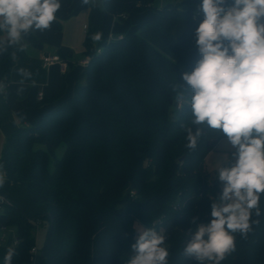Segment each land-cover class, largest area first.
<instances>
[{
  "label": "trees",
  "instance_id": "1",
  "mask_svg": "<svg viewBox=\"0 0 264 264\" xmlns=\"http://www.w3.org/2000/svg\"><path fill=\"white\" fill-rule=\"evenodd\" d=\"M71 2L61 0L60 9ZM152 2L83 3L81 7H91L88 26H96L100 39L92 47L91 32L85 37L89 61L76 76L71 96L36 124H21L5 138L0 170L6 186L19 188L37 209L29 218L9 198L1 206L0 225L11 229L4 242L7 250L14 249L11 264H31L33 231L41 219L47 232L33 264L43 259L48 264H126L138 238L134 224L166 237L162 246L169 251L168 264H199L183 255V249L188 231L213 219L212 200L220 203V183L207 173L204 159L227 137L201 125L197 147L187 148V129L195 131L196 126L190 108L174 99L173 85L177 81L187 87L181 74L190 73L200 58L194 36L204 18L197 12L200 0H170L159 9ZM93 8H98L95 20ZM148 10L153 16L137 31L102 39L103 12L123 21ZM180 21L187 25L183 40L173 33ZM60 27L55 19L49 28ZM21 39L37 44L31 31ZM12 46L7 33L0 32V83L8 82ZM63 92L62 84L48 101ZM259 207L261 215L253 210L250 219L258 223L251 224L247 235L233 234L235 249L220 264H264V193ZM193 217H198L195 224ZM12 235L16 245H11Z\"/></svg>",
  "mask_w": 264,
  "mask_h": 264
},
{
  "label": "clouds",
  "instance_id": "2",
  "mask_svg": "<svg viewBox=\"0 0 264 264\" xmlns=\"http://www.w3.org/2000/svg\"><path fill=\"white\" fill-rule=\"evenodd\" d=\"M88 3V0H84ZM61 0H0V32L7 43L22 35L44 30L56 19ZM203 20L195 29L200 58L194 69L181 74L187 87L177 83L175 102L188 106L195 131L187 129V145L195 149L204 125L224 134L236 151L217 160L218 179L223 183L219 204L212 200L208 224L189 230L183 255L199 264H220L235 249L234 233L247 235L253 210L259 217L260 194L264 193V0H200ZM99 40V35L93 37ZM235 159L230 167L222 166ZM3 178L0 177V184ZM198 217L192 218L196 223ZM138 233L126 264H168L166 237L153 228L134 224ZM14 249L5 256L11 264Z\"/></svg>",
  "mask_w": 264,
  "mask_h": 264
},
{
  "label": "crops",
  "instance_id": "3",
  "mask_svg": "<svg viewBox=\"0 0 264 264\" xmlns=\"http://www.w3.org/2000/svg\"><path fill=\"white\" fill-rule=\"evenodd\" d=\"M83 3L84 0H72L68 8L57 11L56 19L61 22L59 31L50 28L31 31L37 39V44L30 45L23 41L13 44V66L7 88L5 92L0 90V145H3L5 138L19 125L36 124L44 113L71 96L75 78L81 70L74 63L85 56L83 42L89 32H91L89 43L92 47L96 43L93 37L97 35V28L93 26L90 30L88 26L91 7L81 8ZM149 11L130 14L123 21H117L114 16L103 12L100 21L102 39L108 40L137 31L144 21L153 16L154 13ZM97 12L98 8H93L94 20ZM182 35L179 36L182 37L181 40L187 36V30ZM45 53L63 55L69 62L67 71L62 74L57 66L42 67L40 57ZM62 84L63 95L54 102L48 101L58 92ZM38 93H42L44 97L42 101L37 99ZM2 178L0 197L18 203L17 195H11L15 187L8 189L4 177ZM7 252L6 248L0 249V264H6Z\"/></svg>",
  "mask_w": 264,
  "mask_h": 264
},
{
  "label": "rangeland",
  "instance_id": "4",
  "mask_svg": "<svg viewBox=\"0 0 264 264\" xmlns=\"http://www.w3.org/2000/svg\"><path fill=\"white\" fill-rule=\"evenodd\" d=\"M170 0H153L152 2V7L154 9H159L161 6H163L165 3L169 2ZM83 8V7H81ZM80 8L78 7V10ZM152 12V10H150ZM149 11V12H150ZM59 20V19H57ZM60 21V20H59ZM187 30V25L185 22L180 21L178 22V24L176 25V27L174 28V35L178 38V39H182L184 32ZM182 37H179L181 36ZM185 36V35H184ZM185 38V37H184ZM22 42V39L20 40ZM216 146V147H215ZM2 148V145H0V150ZM61 147H58L56 149L55 155L57 157L60 156L61 154ZM236 151L235 148H233L231 146V144L229 143L228 139H223L220 140L218 142V144H215L213 149L207 154V156L204 159V168L207 171V173L210 174V176L216 178L218 181V176L219 173L218 171H215L216 167H219L218 164H216L215 166H213L212 164L215 163L217 160H221L224 155H228L229 157H231V153ZM232 163H235V159H231L229 163H223L222 166L224 167H230ZM50 168H51V164H49ZM0 177H3L2 175V171L0 170ZM220 183V192H222V188H223V183L219 181ZM11 195H17V197L19 198V200L17 199V204L25 211V213L28 215L29 218H33L34 216H36L37 214V209L34 206V204L30 201V199L25 196V194L17 187H15V189H13V191L11 192ZM20 201V202H19ZM3 208L1 207L2 211ZM8 230L10 231L11 229L8 228ZM46 232H47V223L46 220L41 219L40 222H38V226L35 227L34 231H33V246L36 249L37 255L40 254V251L42 249L45 237H46ZM4 242L0 240V249L5 250L4 247ZM34 262H32L33 264ZM41 264H46V260L43 259Z\"/></svg>",
  "mask_w": 264,
  "mask_h": 264
},
{
  "label": "built area",
  "instance_id": "5",
  "mask_svg": "<svg viewBox=\"0 0 264 264\" xmlns=\"http://www.w3.org/2000/svg\"><path fill=\"white\" fill-rule=\"evenodd\" d=\"M93 1H97V0H93ZM88 61H89V57L84 56L80 60L75 62L74 65L75 66L77 65L80 68H83L88 64ZM40 63H41L42 67L57 66L60 73H62V74H64L69 67V62L67 60L61 58L58 54L45 53L40 57ZM6 88H7L6 82L0 83V90L2 92H5ZM42 96H43L42 93H38L37 99L41 100ZM8 203H9V200L7 198L0 197V208L2 205L8 204ZM7 233H8L7 228L3 225H0V240L5 241ZM16 243H17V238L14 235H12L11 245H16ZM29 254L31 256L30 263L32 264L34 256L36 254V249L34 246L30 248Z\"/></svg>",
  "mask_w": 264,
  "mask_h": 264
},
{
  "label": "water",
  "instance_id": "6",
  "mask_svg": "<svg viewBox=\"0 0 264 264\" xmlns=\"http://www.w3.org/2000/svg\"><path fill=\"white\" fill-rule=\"evenodd\" d=\"M179 160H181V158ZM130 189H131V186H128L126 191L128 192Z\"/></svg>",
  "mask_w": 264,
  "mask_h": 264
}]
</instances>
